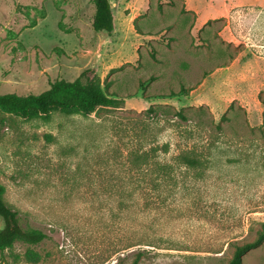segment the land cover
Wrapping results in <instances>:
<instances>
[{
    "label": "rangeland",
    "instance_id": "1",
    "mask_svg": "<svg viewBox=\"0 0 264 264\" xmlns=\"http://www.w3.org/2000/svg\"><path fill=\"white\" fill-rule=\"evenodd\" d=\"M109 2L106 33L90 0H0V93L86 71L120 100L86 116L0 111L3 199L46 235L0 251V264H131L138 250L137 264H227L264 223V0ZM151 147L173 171L150 182L145 166L135 180L126 156ZM185 150L204 165H177ZM241 264H264V243Z\"/></svg>",
    "mask_w": 264,
    "mask_h": 264
},
{
    "label": "trees",
    "instance_id": "2",
    "mask_svg": "<svg viewBox=\"0 0 264 264\" xmlns=\"http://www.w3.org/2000/svg\"><path fill=\"white\" fill-rule=\"evenodd\" d=\"M94 5V15L91 26L95 31H104L110 33L113 30V16L109 0H90ZM107 83L101 84L98 76L87 77L86 71L72 81L59 79L49 84V87L37 94L18 95L15 93H0V111L15 114L22 118L32 119L37 116H48L52 111H60L66 114H81L89 115L100 107H116L120 100L114 98V95H109L106 91ZM180 93H188L187 89L181 87ZM175 93H171V96ZM259 101L264 106V99L260 96ZM233 108L230 104L229 109ZM155 108L150 106L146 109L148 113H155ZM176 115L180 119H185L181 111H177ZM221 121L227 120L225 114L220 117ZM163 151H167V145L162 146ZM156 147H151L147 151H131L127 154L126 159L130 168L135 172V180H145L142 176L145 166L156 167L153 170L154 176L149 179L150 182L161 181L163 177L169 176L173 171L168 163H162L156 158ZM177 165H181L188 169H199L204 165V162L193 151H181L175 157ZM131 170V171H132ZM129 178H132L131 176ZM159 184L155 189L159 195ZM124 185L116 187V193L119 195L127 193L128 196H133V189H126ZM3 190L0 188V219L2 227L0 228V251L9 249L16 241L26 244H37L43 240L46 235L39 229L28 227L23 228L19 224L17 212L14 211L3 199ZM123 202V201H121ZM264 243V223L261 229L257 231L255 238L252 241L234 246L233 253L227 264H241V259L248 251L258 247ZM121 249L129 248L132 245H122ZM143 251L138 250L131 264H137ZM26 258L30 261H38L39 255L32 251L25 252ZM118 264V263H117Z\"/></svg>",
    "mask_w": 264,
    "mask_h": 264
},
{
    "label": "crops",
    "instance_id": "3",
    "mask_svg": "<svg viewBox=\"0 0 264 264\" xmlns=\"http://www.w3.org/2000/svg\"><path fill=\"white\" fill-rule=\"evenodd\" d=\"M184 1H186V0H184ZM185 10L186 11H189L190 9H188V7L186 6V4H185ZM129 32H131V31H129ZM194 58H195V56H193ZM196 57H197V55H196ZM213 73V71L212 72H207L206 74H205V77L202 79V81L201 82H199V80L197 79L196 80V82H195V84L197 85L196 87H194V88H191L190 89V93H189V95L188 96H190V98H192V96H193V93L195 92V91H197V90H199L200 88H202V87H204L205 86V84L207 83V81H208V78H210L211 76H213L214 74H212ZM199 82V83H198ZM198 83V84H197ZM186 89V88H185ZM184 98H186L187 99V95L186 96H184Z\"/></svg>",
    "mask_w": 264,
    "mask_h": 264
}]
</instances>
